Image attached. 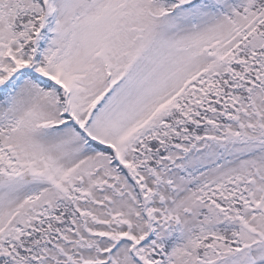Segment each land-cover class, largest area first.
Returning a JSON list of instances; mask_svg holds the SVG:
<instances>
[{
	"label": "snow or ice",
	"instance_id": "6c2138e0",
	"mask_svg": "<svg viewBox=\"0 0 264 264\" xmlns=\"http://www.w3.org/2000/svg\"><path fill=\"white\" fill-rule=\"evenodd\" d=\"M0 264H264V0H0Z\"/></svg>",
	"mask_w": 264,
	"mask_h": 264
}]
</instances>
